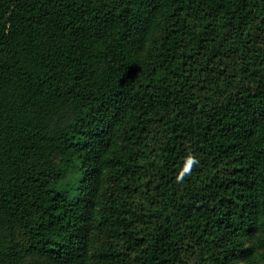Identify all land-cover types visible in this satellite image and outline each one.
<instances>
[{
  "label": "trees",
  "instance_id": "16d2710c",
  "mask_svg": "<svg viewBox=\"0 0 264 264\" xmlns=\"http://www.w3.org/2000/svg\"><path fill=\"white\" fill-rule=\"evenodd\" d=\"M0 264H264V0H0Z\"/></svg>",
  "mask_w": 264,
  "mask_h": 264
},
{
  "label": "clouds",
  "instance_id": "9594fccd",
  "mask_svg": "<svg viewBox=\"0 0 264 264\" xmlns=\"http://www.w3.org/2000/svg\"><path fill=\"white\" fill-rule=\"evenodd\" d=\"M199 165V159L196 155L189 153L185 157V163L183 168L181 169L180 173L178 174V181H182L186 175H190L193 169Z\"/></svg>",
  "mask_w": 264,
  "mask_h": 264
}]
</instances>
